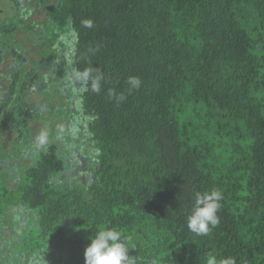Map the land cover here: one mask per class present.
<instances>
[{"label":"trees","instance_id":"16d2710c","mask_svg":"<svg viewBox=\"0 0 264 264\" xmlns=\"http://www.w3.org/2000/svg\"><path fill=\"white\" fill-rule=\"evenodd\" d=\"M49 15L56 32L76 33L70 63L62 62L90 73L75 82L95 178L55 182L63 170L57 138L67 128L58 114L44 118L47 142L33 162L17 178L0 168V231L10 224L17 236L13 259L52 250L57 264H85L90 237L111 228L133 264H206L209 254L264 264V0H57ZM16 18L0 22L1 33L13 34ZM25 73L21 66L10 81L18 92ZM130 76L139 89L130 90ZM44 95L69 111L53 90ZM2 111L0 125L19 118ZM7 155L0 139V161ZM213 189L223 194L219 223L196 235L187 217L196 193Z\"/></svg>","mask_w":264,"mask_h":264},{"label":"rangeland","instance_id":"374dc122","mask_svg":"<svg viewBox=\"0 0 264 264\" xmlns=\"http://www.w3.org/2000/svg\"><path fill=\"white\" fill-rule=\"evenodd\" d=\"M56 2L57 0H19L16 5L10 0H0V22L8 23V19L16 15V21L22 23L9 36L0 31V46L5 43L0 52V108L3 109L2 112L17 111L19 115V118L7 119L0 125L1 143L8 153L0 161V168L4 167L8 175L17 178V168L23 163L33 162L40 148L33 135H39L42 127L48 124L46 120L50 121L52 115L58 114L60 118L53 119L61 127H66L67 132L63 131V135L57 138L63 170L55 182L63 186L74 183L87 185L95 178L92 168L95 166L96 149L88 140L86 117L77 111L80 107L78 96L81 82H75L79 79L75 76L76 73L63 63H70L74 46L62 41L61 37H68L71 41L69 33L72 30L68 28L56 32V26L51 23L49 13ZM9 42L12 44L9 45ZM43 50H56V53L46 56ZM21 66L26 67L23 82L26 81L27 88L18 92L11 82ZM52 90L62 103L68 101V112L65 111V105L53 98V109H49L51 106L42 97ZM16 107L18 110H15ZM38 114L44 117L41 118ZM45 128L49 129L48 125ZM22 129L27 131L26 134H21ZM44 132L49 133L48 130ZM23 137L25 141L20 146V138ZM20 217L24 219L27 216L21 212ZM10 226L9 224L5 231H0V264L58 263L59 254L52 250L41 253L40 257L15 261L12 257V243L17 236L12 235Z\"/></svg>","mask_w":264,"mask_h":264},{"label":"clouds","instance_id":"9594fccd","mask_svg":"<svg viewBox=\"0 0 264 264\" xmlns=\"http://www.w3.org/2000/svg\"><path fill=\"white\" fill-rule=\"evenodd\" d=\"M84 27L92 28L91 20L82 21ZM71 41L68 37L62 36L61 40L65 43H72L74 46L76 33H69ZM77 78L87 80L90 77L89 72L77 73ZM101 76L97 75L93 81V91H100ZM130 90L139 89L141 80L138 77H128ZM110 95H115L110 93ZM123 94L117 97V100H123ZM37 143L43 145L47 142V133L41 132L37 136ZM223 199V194L218 190L210 192L196 193L195 203L191 214L187 217V228L196 235H207L210 231V226L215 227L219 223L217 211L220 208V201ZM130 250L126 241L122 238L121 232L111 229H100L90 237V243L84 250L85 264H133ZM206 264H235L232 258H225L217 261L216 256L209 254L206 258Z\"/></svg>","mask_w":264,"mask_h":264}]
</instances>
